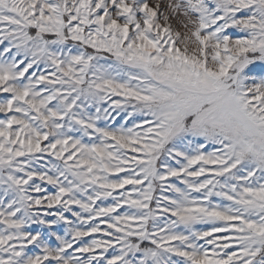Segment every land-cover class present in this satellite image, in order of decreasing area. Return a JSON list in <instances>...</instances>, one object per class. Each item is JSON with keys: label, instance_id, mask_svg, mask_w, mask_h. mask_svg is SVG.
<instances>
[{"label": "snow or ice", "instance_id": "snow-or-ice-1", "mask_svg": "<svg viewBox=\"0 0 264 264\" xmlns=\"http://www.w3.org/2000/svg\"><path fill=\"white\" fill-rule=\"evenodd\" d=\"M0 264H264V0H0Z\"/></svg>", "mask_w": 264, "mask_h": 264}]
</instances>
